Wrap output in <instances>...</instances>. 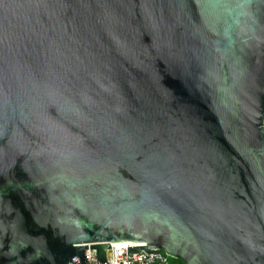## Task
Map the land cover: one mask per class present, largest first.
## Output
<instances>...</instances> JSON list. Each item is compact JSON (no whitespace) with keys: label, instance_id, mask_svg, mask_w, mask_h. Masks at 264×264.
<instances>
[{"label":"water","instance_id":"water-1","mask_svg":"<svg viewBox=\"0 0 264 264\" xmlns=\"http://www.w3.org/2000/svg\"><path fill=\"white\" fill-rule=\"evenodd\" d=\"M118 244L264 264V0H0V264Z\"/></svg>","mask_w":264,"mask_h":264},{"label":"built area","instance_id":"built-area-1","mask_svg":"<svg viewBox=\"0 0 264 264\" xmlns=\"http://www.w3.org/2000/svg\"><path fill=\"white\" fill-rule=\"evenodd\" d=\"M113 261L99 263L96 257L86 258V264H170L171 258L164 253L130 255L127 253V244L112 245ZM80 264L79 260H76Z\"/></svg>","mask_w":264,"mask_h":264},{"label":"rangeland","instance_id":"rangeland-1","mask_svg":"<svg viewBox=\"0 0 264 264\" xmlns=\"http://www.w3.org/2000/svg\"><path fill=\"white\" fill-rule=\"evenodd\" d=\"M170 264H179V263L176 261L170 260Z\"/></svg>","mask_w":264,"mask_h":264},{"label":"trees","instance_id":"trees-1","mask_svg":"<svg viewBox=\"0 0 264 264\" xmlns=\"http://www.w3.org/2000/svg\"><path fill=\"white\" fill-rule=\"evenodd\" d=\"M171 260H173V259H171ZM173 261H176V262H178L179 264H182L180 261H177V260H173Z\"/></svg>","mask_w":264,"mask_h":264}]
</instances>
